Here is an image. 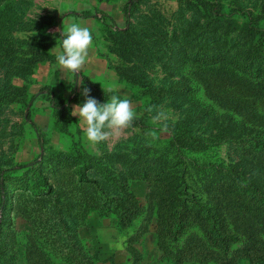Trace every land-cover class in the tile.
<instances>
[{
  "label": "rangeland",
  "instance_id": "1",
  "mask_svg": "<svg viewBox=\"0 0 264 264\" xmlns=\"http://www.w3.org/2000/svg\"><path fill=\"white\" fill-rule=\"evenodd\" d=\"M76 1L78 8L68 9L70 1L65 0H0V167L26 164L6 180L9 190L0 207L5 232L0 240V264H216L205 260L204 255L197 258L185 252L192 239L222 261L227 258L237 264H252L238 255L244 236L240 239L243 229L237 215L219 208L210 187L215 175L231 168L239 146H248L253 140L245 139L247 134L254 136L258 129H264V120L220 99L208 87L202 65L194 60L178 59L170 75L173 51H155L156 47L166 48L165 35L151 38L153 42L142 51L145 56L148 50L156 52L157 57H147V74L156 90H162L163 98L159 92L146 93L120 79L111 68L119 58L109 50L103 34L105 26H114V22L110 16L97 19L95 15L103 8L111 16L118 15L128 0ZM246 1L253 5L258 0ZM230 2L225 0L227 11L235 6L230 7ZM181 8V0H137L131 20L142 30L154 17L165 33L182 35L177 37L190 44L185 52L194 56L193 46L199 50L207 47L205 30L195 31L197 17L208 19L200 13L182 14ZM75 11L77 24L94 31L87 62L80 72L73 74L59 67L56 60L33 66L36 54L48 47L56 58L55 50H50L60 48L63 37L49 29L62 24L59 18L63 14ZM50 20L54 23L46 27ZM126 26L125 21L122 28ZM145 32L150 34L151 30L146 27ZM226 33L224 30L223 36ZM50 36L55 41L49 40ZM26 66L31 69L23 70ZM175 72L182 82H173ZM187 81L194 89L189 100L175 91L178 84ZM79 82L100 103L113 95L129 98L137 115L132 126L106 142H88L79 117L71 115L77 104L74 89H78V97L83 91ZM50 89L71 105L54 107ZM199 106L207 107L210 116L204 118V108ZM256 109L264 117V105L258 103ZM157 111H164L167 119L154 121ZM224 113L232 115L229 128L220 123L226 120L215 115ZM225 130V137H216ZM145 160L166 170L163 175L168 174L174 182L181 204L194 209L211 228H226L239 236L238 240L226 241L227 253L206 240L197 222L189 224L178 240L163 235L162 246V233L155 227L154 218L160 210L163 229H167L163 191L155 176L135 181V174L122 171L126 166H148ZM35 169L42 172L51 190L39 182ZM182 174L186 185H180ZM123 182L128 184L123 186Z\"/></svg>",
  "mask_w": 264,
  "mask_h": 264
},
{
  "label": "trees",
  "instance_id": "2",
  "mask_svg": "<svg viewBox=\"0 0 264 264\" xmlns=\"http://www.w3.org/2000/svg\"><path fill=\"white\" fill-rule=\"evenodd\" d=\"M231 1L227 4L230 7L234 4L235 6L227 11L225 0H181L182 8L180 10L185 12L182 14H187L188 11L196 15L200 13L207 16L208 19L203 20L200 16L197 17L198 23H196L195 31L205 30L207 47L199 50V48L193 46L194 56H191L185 52L190 44L185 45V40L177 37L180 35L179 33L175 35L165 33L154 17H151V22H145L144 28L139 30V25L132 23L131 20V13L134 7L137 6V0H128L123 7L125 21L128 26L125 28L105 26L103 31L109 50L116 54L120 61L111 68L116 71L120 79L143 88L146 93L159 92V98H163V96H160L162 90L157 91V85L153 80H149L147 74L149 66L146 61L148 56L149 58L157 57L155 51L163 53L166 50L168 52L173 51L174 59L169 66L170 75L173 76L178 59L185 62H193L194 60L195 63L202 65L201 73L206 74L208 87L217 93L220 99L238 106L240 110L252 113L251 115L255 118L264 120L262 115L257 114L256 109L258 103L264 105V0H258L253 5H248L246 0ZM53 23L54 21L50 20L45 25L49 27ZM146 27L151 30L150 34L145 32ZM224 30L228 33L223 36L222 32ZM234 32L237 35H233ZM47 33H49L48 30ZM164 35L167 36L163 44L166 48L156 47L154 52L148 50V56L142 53L153 42L151 38L158 36V39H162ZM51 36L49 40L55 41V38L53 39ZM195 38H198V33ZM240 38L241 40L243 38L241 46ZM170 45H172V48H169ZM236 46L238 47L236 48ZM48 48H46L47 52L36 54L33 66H38L40 62L51 63L56 60L55 57L53 58L52 53L48 52ZM201 51L204 52L201 53ZM26 67H22V69H31L30 66ZM181 80L182 78L176 74L173 82H182ZM170 86L171 84L167 87ZM74 90L76 91L74 102L82 105L86 98L83 95L78 97V89ZM175 91L184 95L188 100L193 97L194 93L192 83L189 81L185 82L184 85L178 84ZM49 96H51L50 101L54 107L66 108L71 105L66 100L58 99L52 89H50ZM156 102L159 103L160 100L157 99ZM199 107L204 108L201 113L204 118L210 116L207 107ZM215 115L222 121L226 120V123L220 122L221 125L225 124L228 128L230 127V124H228L232 119L230 113ZM227 134L228 130H225L222 135L216 137L223 138ZM253 135L247 134L245 139L251 137L253 140L248 142V146H239L240 151L238 148L239 153L237 157L235 156V162L231 165V168L223 170L224 175L222 171L215 175L210 188L215 191L214 197L219 208L234 212L240 221V227L243 229L240 239L244 236V244L240 247L239 258L247 259L252 264H264V129H258L257 133H253ZM230 144L233 146L234 142H230ZM237 147L238 145H236ZM91 159L98 158L95 156ZM145 162L148 166L146 164L135 167L126 166L125 170L122 171H130L135 174L132 178L135 181L149 180L155 176L157 185L163 191L165 196V218L163 220L166 221L167 229H163L162 220L159 218L162 214L160 210H157V218H154L155 227L158 226L159 232L162 233L160 234L162 235L160 240L162 246L165 245V236L163 235L168 234L172 240H178L189 224L197 222L202 226L206 240L213 245H218L224 253H227L229 245L226 244V241L238 240L239 236L230 230H226V228L219 231L211 228L194 209L179 202L180 199L177 196L179 192L174 190V182L171 181L168 174L167 177L163 175L166 170L152 165L150 160H145ZM25 166L26 164H18L9 168L0 167V207L5 204L9 190L6 183L7 178L12 172L19 171ZM35 173L39 182L44 186L49 185L48 190H51L52 187L42 172L35 169ZM124 176L127 177L128 174H124ZM179 179L180 185H182L185 182V175L182 174ZM126 184L128 183H122L123 186ZM199 219L203 221V224L201 221L199 222ZM2 226L3 223L0 224V240L5 236ZM203 247L204 245H200L196 239H192L188 243L185 252H189L190 255L194 253L196 257L204 255L205 260L213 261L216 264H237L236 261L227 258L222 261L219 258L220 256L209 254V251L206 252Z\"/></svg>",
  "mask_w": 264,
  "mask_h": 264
},
{
  "label": "clouds",
  "instance_id": "3",
  "mask_svg": "<svg viewBox=\"0 0 264 264\" xmlns=\"http://www.w3.org/2000/svg\"><path fill=\"white\" fill-rule=\"evenodd\" d=\"M61 37L63 39L60 48L54 47L50 51L55 50L59 67L78 74L87 62L93 35L88 27L72 23L66 30L62 29ZM79 83L83 88L81 94L86 99L82 105L73 106L71 115L79 117L78 121L88 142L92 144L106 142L119 137L123 130L132 126L137 115L129 98L121 99L113 95L106 102L100 103L90 96V89L84 87L83 82ZM166 119L164 111H157L153 117L154 121Z\"/></svg>",
  "mask_w": 264,
  "mask_h": 264
},
{
  "label": "crops",
  "instance_id": "4",
  "mask_svg": "<svg viewBox=\"0 0 264 264\" xmlns=\"http://www.w3.org/2000/svg\"><path fill=\"white\" fill-rule=\"evenodd\" d=\"M65 1H70V3H68L66 6L68 9H76L78 8V2L76 0H65ZM124 6V5H123ZM99 10V9H98ZM73 11V10H71ZM107 10H105V8L101 9L96 15H95V18L99 19V18H102L103 19V16L104 18L108 16L111 17V19L113 20L114 22V26H111L112 28H115V27H119V28H122L123 25L125 24V17H124V13H123V7L120 9V14H116V15H110L109 12H106ZM94 17V16H93ZM79 18H81L79 16ZM60 21L62 22V24L59 23V25L57 26V28H50L49 31L52 33L54 32H62V29H65L71 24V22H74V23H77L78 22V11H75L73 13H65L62 15V17L59 18ZM73 19V20H72ZM59 27V28H58ZM55 29H59L58 30H55ZM91 33H94V31L90 30ZM92 46V45H91ZM92 56V55H91ZM50 64V63H49Z\"/></svg>",
  "mask_w": 264,
  "mask_h": 264
}]
</instances>
